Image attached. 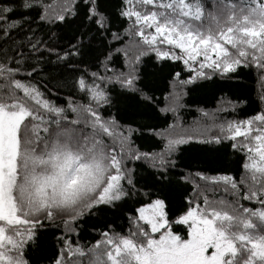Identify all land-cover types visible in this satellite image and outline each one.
<instances>
[{
    "label": "snow or ice",
    "instance_id": "1",
    "mask_svg": "<svg viewBox=\"0 0 264 264\" xmlns=\"http://www.w3.org/2000/svg\"><path fill=\"white\" fill-rule=\"evenodd\" d=\"M249 67L264 0H0V264H264V112L178 115Z\"/></svg>",
    "mask_w": 264,
    "mask_h": 264
},
{
    "label": "trees",
    "instance_id": "2",
    "mask_svg": "<svg viewBox=\"0 0 264 264\" xmlns=\"http://www.w3.org/2000/svg\"><path fill=\"white\" fill-rule=\"evenodd\" d=\"M177 71L183 67L179 61H169ZM182 76L186 78L187 73L182 72ZM264 73L255 67L242 68L237 78L230 81L216 80L215 82H206L205 86L195 91H190L183 97L182 103L184 108L180 109L178 115L181 122L186 126L196 127L203 124L204 118L201 115V110L209 113L214 112L217 108H229L228 112H221V119L224 120H242L251 118L253 115L264 112V100L261 96L264 95V79L261 77ZM159 95V93H158ZM232 101L235 105V111L231 110L232 105L228 101ZM172 114H168V122L171 123ZM241 138H237L239 141ZM230 141H224V147L220 148L218 153L206 154L193 148L185 154L186 160L191 164V172L204 171L208 175L230 174L236 178L237 164L234 161L243 153L235 152L231 147H228ZM195 180L197 178L190 177ZM202 183V182H201ZM189 192L191 185L188 186ZM221 194H217V199ZM209 198H212L209 193ZM230 199V197H229ZM246 206L253 207V202L243 201ZM118 224H124L123 231H128V226L124 221H117ZM120 229H117L119 231ZM96 233L91 229H86L81 233L83 239H91ZM82 239V242H83Z\"/></svg>",
    "mask_w": 264,
    "mask_h": 264
},
{
    "label": "rangeland",
    "instance_id": "3",
    "mask_svg": "<svg viewBox=\"0 0 264 264\" xmlns=\"http://www.w3.org/2000/svg\"><path fill=\"white\" fill-rule=\"evenodd\" d=\"M178 51V50H177ZM201 59H202V57H201ZM264 73V72H263ZM239 138V137H238Z\"/></svg>",
    "mask_w": 264,
    "mask_h": 264
}]
</instances>
